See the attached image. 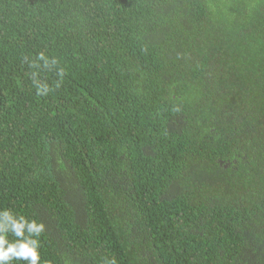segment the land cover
Masks as SVG:
<instances>
[{"label":"trees","instance_id":"1","mask_svg":"<svg viewBox=\"0 0 264 264\" xmlns=\"http://www.w3.org/2000/svg\"><path fill=\"white\" fill-rule=\"evenodd\" d=\"M4 208L41 264H264V0H0Z\"/></svg>","mask_w":264,"mask_h":264},{"label":"clouds","instance_id":"2","mask_svg":"<svg viewBox=\"0 0 264 264\" xmlns=\"http://www.w3.org/2000/svg\"><path fill=\"white\" fill-rule=\"evenodd\" d=\"M39 91L43 94L48 89L43 87ZM44 232L42 221L8 208L0 209V264H41L40 236ZM103 264H117V261L105 258Z\"/></svg>","mask_w":264,"mask_h":264}]
</instances>
